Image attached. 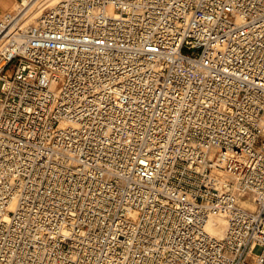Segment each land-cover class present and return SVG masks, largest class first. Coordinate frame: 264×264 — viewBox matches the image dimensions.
<instances>
[{
    "label": "built area",
    "instance_id": "built-area-1",
    "mask_svg": "<svg viewBox=\"0 0 264 264\" xmlns=\"http://www.w3.org/2000/svg\"><path fill=\"white\" fill-rule=\"evenodd\" d=\"M23 1L0 264H264V0Z\"/></svg>",
    "mask_w": 264,
    "mask_h": 264
},
{
    "label": "rangeland",
    "instance_id": "rangeland-1",
    "mask_svg": "<svg viewBox=\"0 0 264 264\" xmlns=\"http://www.w3.org/2000/svg\"><path fill=\"white\" fill-rule=\"evenodd\" d=\"M18 1H20V0H18ZM57 1V0H56ZM56 1H54V2H47V3H45L44 4V2H46V0H41L40 1V5H42L43 4V6L41 7V8H36L34 11H33V13H32V18L33 19H36L40 14H41V12L43 11V10H45V9H47L48 7H50L51 6V4H53V3H55ZM17 6L18 5H16V6H12V9L8 12V13H11V12H13L14 10H16L17 9ZM1 17V16H0ZM1 85H2V82L0 81V89H1ZM249 201H250V195H246V196H244L242 199H241V202H243L244 204L245 203H247V204H249ZM257 251H259V250H257Z\"/></svg>",
    "mask_w": 264,
    "mask_h": 264
},
{
    "label": "bare ground",
    "instance_id": "bare-ground-1",
    "mask_svg": "<svg viewBox=\"0 0 264 264\" xmlns=\"http://www.w3.org/2000/svg\"><path fill=\"white\" fill-rule=\"evenodd\" d=\"M40 1L41 0H32V1H28V0H24L23 1V4L25 5V9H32V11L33 10H35L36 8H41L42 6H43V4L42 5H40ZM54 2V1H56V0H46V2H44V4L45 3H47V2ZM20 2L18 1V0H13V5L14 6H16V5H18ZM8 13V12H7ZM7 13H4V14H7ZM3 14V15H4Z\"/></svg>",
    "mask_w": 264,
    "mask_h": 264
},
{
    "label": "crops",
    "instance_id": "crops-1",
    "mask_svg": "<svg viewBox=\"0 0 264 264\" xmlns=\"http://www.w3.org/2000/svg\"><path fill=\"white\" fill-rule=\"evenodd\" d=\"M13 0H0V16L12 9Z\"/></svg>",
    "mask_w": 264,
    "mask_h": 264
}]
</instances>
